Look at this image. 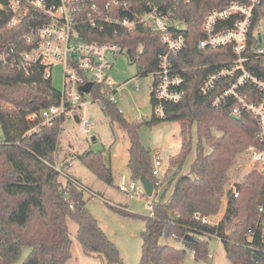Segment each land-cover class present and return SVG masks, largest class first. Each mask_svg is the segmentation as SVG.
Returning <instances> with one entry per match:
<instances>
[{
  "label": "trees",
  "instance_id": "obj_1",
  "mask_svg": "<svg viewBox=\"0 0 264 264\" xmlns=\"http://www.w3.org/2000/svg\"><path fill=\"white\" fill-rule=\"evenodd\" d=\"M248 1L132 0L131 9L134 13L145 14L155 7L163 8L185 23L188 50L180 60L183 66L191 67L220 61L226 53L220 49H198V43L204 37L201 26L205 16L233 2ZM226 25L231 27V22ZM260 26H264V0L255 10L249 35L252 48L264 41V35L258 32ZM80 31L87 41L123 46L131 62L139 64L142 77L158 69L159 55L164 48L160 35L151 28L140 26L127 32L119 25H104L103 29L87 26ZM15 37V29L3 27L0 52ZM259 63L254 64L259 67ZM43 70L40 65L32 77H27L0 64V264L16 263L25 247L31 248V252L23 264H68L72 259L68 220L78 225L77 239L86 255L101 258L106 264H123L119 249L87 209L83 190L71 181L63 184L52 167L66 119L59 118L52 126H43L28 136L39 124L29 117L58 105L61 99L52 80L44 79ZM207 73V70L188 73L186 97L178 104H167L164 119L153 114L143 124L130 123L117 104L105 95L101 99L106 115L128 134L131 178L140 181L146 177L155 187L153 197H149L153 198L152 213L144 218L146 228L141 234V264H184L188 251L195 261H208V239L213 237L222 241L231 264H264L259 218V210L264 208V166L260 171L257 163L244 181L237 184L238 197H234L229 189L236 173H233V166L239 156L253 145L264 150V143L256 138L259 129L252 116L233 119L228 108L214 109L211 98L200 95L199 87ZM101 89V86H95L92 92L95 100L103 94ZM104 92L110 94L111 89L105 88ZM151 102L153 104L152 97ZM165 122L180 124L182 147L179 154L171 158L170 168L159 181L153 175L151 153L141 143L139 132L142 125L152 127ZM194 126L197 144L192 172L197 176L181 174L193 148ZM80 159L101 182L113 184L110 158L102 153L86 152ZM170 188L172 192L167 198ZM224 202L226 210L218 225L202 222L203 218L219 215ZM112 209L126 217L135 216L126 209ZM252 232L255 235L250 238ZM170 239L182 242L183 248L170 246L167 243ZM162 240L166 242L162 243Z\"/></svg>",
  "mask_w": 264,
  "mask_h": 264
},
{
  "label": "built area",
  "instance_id": "obj_2",
  "mask_svg": "<svg viewBox=\"0 0 264 264\" xmlns=\"http://www.w3.org/2000/svg\"><path fill=\"white\" fill-rule=\"evenodd\" d=\"M131 1L0 0V32L3 27L16 30L15 39L0 52V64L27 77H32L41 65L45 80H52L56 63L63 66L60 103L29 117L33 123L39 121V124L28 136L43 126H52L59 118L67 120L71 116H77L80 130L89 134L93 127L80 114L87 105L84 99L86 94L80 92V88L90 83L93 84L90 94L96 85L102 87L103 94L96 100L105 95L113 104L118 103V88H115L109 73L112 59L125 53L126 49L116 43L87 41L80 30L87 26L103 29L104 25H119L127 32L141 26L151 28L160 35L164 51L159 55L158 69L148 74L153 77L152 105L158 119L166 117L167 104H178L186 97L188 73L207 70L199 87L200 95L210 97L214 109L228 108L231 116H252L259 129L256 138L264 143V41L257 47L249 45L255 10L262 0L233 2L224 9L209 12L201 26L204 37L199 41L198 49H220L226 50V53L220 61L191 67L183 66L180 60L188 50L184 34L188 30L187 25L175 19L172 11L159 7L145 14L134 13ZM229 22L231 27L226 25ZM259 33L264 35L263 32ZM256 61L260 62L259 67L254 64ZM140 77L132 81L140 83ZM105 88L111 89L110 94H104ZM247 155L255 165L264 164V150L257 146H250ZM66 164L54 163L52 167L66 182L71 181L85 190L84 185L71 177L68 169L72 168V164ZM162 165L161 157L156 155L153 161L154 176L162 175ZM119 190L126 194L142 195L136 180L129 181L126 176L122 177ZM230 191L234 197L239 196L236 185H232ZM259 213L264 242V208H260ZM221 219L218 221L216 218L217 222L214 223L212 218H203L202 222L218 225ZM254 235L252 232L249 237Z\"/></svg>",
  "mask_w": 264,
  "mask_h": 264
},
{
  "label": "rangeland",
  "instance_id": "obj_3",
  "mask_svg": "<svg viewBox=\"0 0 264 264\" xmlns=\"http://www.w3.org/2000/svg\"><path fill=\"white\" fill-rule=\"evenodd\" d=\"M258 32H263L264 26H260ZM140 66L131 62L127 53H122L117 58L112 59V69L109 73L115 88H118L117 108L122 112L123 117L130 123L143 124L154 114L151 102L153 77L147 75L140 77V83L133 82L140 76ZM52 83L56 90L63 88V66L58 63L52 72ZM139 87V90L137 88ZM115 95V94H114ZM110 96V95H109ZM85 105L80 113L92 125V130L86 134L80 130V123L74 116L68 118L62 126L59 138V146L54 163H71L72 168L68 171L80 177L84 186L83 199L89 212L96 218L99 226L106 233L107 237L117 246L123 264H141L143 256L142 232L146 228L145 217H150L152 210L150 205L153 198L145 195V190L141 181H136L140 193L126 194L119 190V184L123 176L129 181H133L128 168L130 140L125 129L115 123L103 111V101L95 100L92 94H86ZM181 127L177 122H165L155 126L142 125L140 128L141 143L151 153L152 162L156 155L162 159L163 165L160 168L162 173L158 177L162 181L165 173L170 168L171 158L179 154L182 147L180 136ZM2 130L0 127V141ZM193 148L188 155L182 168L181 174L197 176L192 172V166L196 159L197 133L195 126L192 129ZM86 152L102 153L111 160L113 173V184L106 185L95 176L80 159ZM66 164V165H67ZM264 164L259 165L263 169ZM256 165L249 160L245 151L233 166L232 185L240 184L245 177L254 169ZM65 184L66 180L60 178ZM172 188L169 189L167 198L170 196ZM95 195V196H94ZM112 207L126 209L134 217H126L112 209ZM226 210V202L221 212L213 217L212 222H217V217H223ZM68 228L72 240V259L68 264H106L103 259L85 254L81 244L77 239L78 225L68 220ZM209 241V261H195L193 254L188 251L184 264H231L228 260L224 244L218 238H210ZM165 243V240L161 241ZM167 243L176 248L182 249V242L170 239ZM31 248L25 247L20 259L14 264H23L28 258Z\"/></svg>",
  "mask_w": 264,
  "mask_h": 264
},
{
  "label": "water",
  "instance_id": "obj_4",
  "mask_svg": "<svg viewBox=\"0 0 264 264\" xmlns=\"http://www.w3.org/2000/svg\"><path fill=\"white\" fill-rule=\"evenodd\" d=\"M93 88V84H88L84 87L80 88V92L84 93V94H90V92L92 91ZM233 119H238L235 116H232ZM263 175H264V170L262 171ZM141 183L143 184L144 190H145V194L148 197H153L154 192H155V187L153 185V183L146 177H143L141 180Z\"/></svg>",
  "mask_w": 264,
  "mask_h": 264
},
{
  "label": "crops",
  "instance_id": "obj_5",
  "mask_svg": "<svg viewBox=\"0 0 264 264\" xmlns=\"http://www.w3.org/2000/svg\"><path fill=\"white\" fill-rule=\"evenodd\" d=\"M70 174H71L75 179L80 180V181L84 184L83 180H82L80 177L76 176L75 174H72L71 172H70ZM217 218H218V221L221 219V217H217ZM208 261H209V260H208Z\"/></svg>",
  "mask_w": 264,
  "mask_h": 264
}]
</instances>
